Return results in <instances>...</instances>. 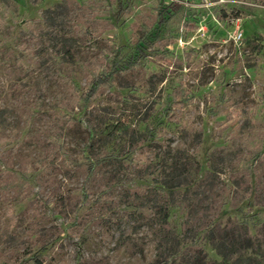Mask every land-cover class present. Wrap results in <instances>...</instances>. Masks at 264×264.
Segmentation results:
<instances>
[{"label": "rangeland", "instance_id": "obj_1", "mask_svg": "<svg viewBox=\"0 0 264 264\" xmlns=\"http://www.w3.org/2000/svg\"><path fill=\"white\" fill-rule=\"evenodd\" d=\"M240 1L0 0V264H157L160 205L211 259L210 220L264 244V0Z\"/></svg>", "mask_w": 264, "mask_h": 264}, {"label": "trees", "instance_id": "obj_2", "mask_svg": "<svg viewBox=\"0 0 264 264\" xmlns=\"http://www.w3.org/2000/svg\"><path fill=\"white\" fill-rule=\"evenodd\" d=\"M180 6L171 2L168 7L179 9ZM42 13L44 18H51L54 14L51 10H44ZM89 66L92 74L86 80L87 88L78 97L84 105L93 101L99 89L105 84L104 77L98 74L97 64L89 61ZM5 140L4 136L0 137V144ZM180 185L181 182L177 181L166 183L167 188H176ZM157 211L161 216L157 224L159 225L155 253L157 264H264V244L249 233L247 226L244 228L233 224L220 226L217 220L207 222L204 238L220 258L214 260L208 257L202 248L195 246L193 240L188 244L185 238L169 230V214L165 205L158 206ZM8 213L14 219L15 215Z\"/></svg>", "mask_w": 264, "mask_h": 264}, {"label": "built area", "instance_id": "obj_3", "mask_svg": "<svg viewBox=\"0 0 264 264\" xmlns=\"http://www.w3.org/2000/svg\"><path fill=\"white\" fill-rule=\"evenodd\" d=\"M175 2L181 6H187L192 8H229V10H234L239 8V4L242 2L240 0H169V2Z\"/></svg>", "mask_w": 264, "mask_h": 264}]
</instances>
